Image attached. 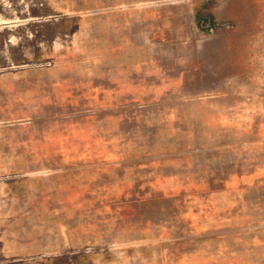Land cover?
I'll use <instances>...</instances> for the list:
<instances>
[{
	"label": "rangeland",
	"instance_id": "obj_1",
	"mask_svg": "<svg viewBox=\"0 0 264 264\" xmlns=\"http://www.w3.org/2000/svg\"><path fill=\"white\" fill-rule=\"evenodd\" d=\"M0 264H264V0H0Z\"/></svg>",
	"mask_w": 264,
	"mask_h": 264
}]
</instances>
